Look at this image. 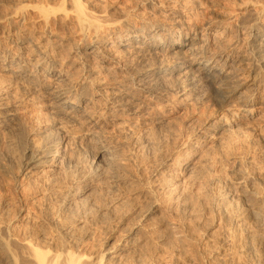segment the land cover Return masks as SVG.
Instances as JSON below:
<instances>
[{
  "label": "bare ground",
  "instance_id": "1",
  "mask_svg": "<svg viewBox=\"0 0 264 264\" xmlns=\"http://www.w3.org/2000/svg\"><path fill=\"white\" fill-rule=\"evenodd\" d=\"M195 1L193 3L191 0H172L168 1L170 2L169 4H175H168L165 6H163L162 2L157 3L163 9L157 14L159 15L162 13L161 11H164L166 12L165 15H167V19L163 16V21H156V19H154V16H157L156 14L151 17L154 19V21L152 19L148 20V18L144 19V17L142 19L140 18L139 20L134 18L135 21H130L127 20L129 18L126 17L120 20L117 19L118 21L116 20L110 22L109 20V22H105L106 18L101 20L100 16L98 17L94 14L91 15L88 11L85 12V8L82 7L83 5L81 6L78 3V0H73L76 5L78 4V6H76V9L78 7L76 11V18L83 37L81 40L85 42L82 47L75 45L76 47L74 46L75 49L73 53L77 55V60H79L82 64L81 67L83 71L89 73L91 72L90 65H86L84 63V55L88 54L87 56L90 55L91 58L94 57L99 62L105 64L104 68L108 66L109 70L113 69L114 71L110 70L112 73L114 72L113 74L122 73V78L120 80H116V78H114L115 81L112 83H108L111 79H108V82L104 80L100 81V79L97 80L98 82H94L95 79L90 78L92 80L91 81L89 78H87V80L84 79V82L81 81L82 83H80V86L78 87L77 85H72V83L70 85L69 82L67 85L66 83L63 84L64 80L67 78L64 74L65 72H62L63 70L61 71V69H59L60 71H58V73L57 70L55 72V69H53L52 65L48 64V59L46 60L44 57L42 60L38 61L40 69L44 68V66L49 68L55 77L54 80L57 81L56 85L47 84L44 87L45 90H43L50 100V108L57 116L53 117V120L54 118L55 120L57 118L59 120L62 119L63 121L60 120L62 122L65 120V122H67V125H65L66 127L71 125L73 121H79L78 117H80V119H82V121L85 123L82 128L83 130L79 129V131L81 130L84 133V136L82 135L81 138L73 133L78 128L74 131H72L73 129L69 130L66 128L69 130V133L72 131L71 133L75 135L73 138L66 134L64 132L65 130L58 128V130H55L56 133L55 131L54 133L51 131V135H55H50L51 137L48 136L49 138L47 137L44 139L43 137H39L41 139L43 138V142L41 139H39L41 142L40 144L39 141L36 140V143L38 142L39 145H37L35 141L34 143L32 142L33 144L27 146L25 153L23 154V165L25 168H29L33 174L39 172L42 173L46 166H57L60 163L63 167H59L63 169L64 173V176H61L64 177L65 181L63 183V179L59 181L61 182L60 189L56 188L55 186L59 184V182L55 181L56 183H54L51 181L52 184H55L54 187L58 189L59 192L57 195L55 194L56 198L54 197V203L46 198L47 201H50L53 204V206L50 205L52 206L50 208H52L53 211H47L49 218H46L48 219L46 221L48 223L50 220L53 226L54 231L50 232H54V236L57 237V241L54 240V244L55 242H58V247L55 245L53 246L56 247L57 250L51 251L50 249V251H48L47 249L46 251L43 247V249L34 247L39 246L37 244L33 246L30 245L32 244L30 241H28L29 243L25 242L23 243V246H27L26 249L28 250V255L30 256V261L27 264H119L121 258L128 256L130 258L129 261L132 260L134 262L131 264H139L141 263L143 255L144 258H146V253L149 255L150 249H146V251L149 252L145 251V242H148L147 240L150 237V234L152 235L153 231L156 230L155 226L157 224L162 225L166 223V219L181 218L182 215L183 219H185L184 221H186L187 219L192 218L191 214H193V216L196 214L193 212H195L198 207H201L204 212H209L211 215L214 213L219 217L217 218L220 219L221 225L218 222L216 223L217 225L219 224L222 226V229H220L221 231L223 230L222 241L220 240V237L218 238L221 233L218 236H213L211 235V231L209 234L215 238L217 237L216 239L222 242L221 243L218 241L219 244L221 243V247L223 249H228L226 251L229 252H231L229 249L232 245L231 237L233 235V237H235V234L239 232V237L242 241V238L247 239L252 229L257 227V225L256 227H252L250 224L249 229V225L247 226L248 222H256L258 226H260V229L264 226V169H262L264 166V162H262L264 158L261 160L263 164H260L263 166L260 168L261 165L258 163L260 161L257 162V160H260L259 154L257 157L259 159H257L254 157L255 152L254 154L250 153V149L248 150L249 152L245 151L244 153H240L243 151H239L237 149L238 146L235 148V150L237 149L239 152H234L233 148L237 145V143L235 144L234 140H237V142L239 140L240 143V139L244 134H246L244 128L243 130L245 132L238 127L240 126L239 123L235 122L234 120V123H231L229 120L230 118L228 119V117L224 116L222 118L219 117V121H216L217 124H214L215 126H213V130L209 131V136H212V139H214L213 143L215 144L214 146H216V148L217 146H220V144L221 146L226 144L224 146L225 148L228 145L227 141L225 140L227 137L228 141L230 140V142H232H229V145H231L232 149H229L230 146L226 147V150H230L227 151L228 153H226V150L223 148L219 150H222L221 152L226 153V155L220 153L217 150L219 148H217L216 151L219 152V156H221V154L223 155L221 157H215V154H217L216 151L213 155H211V152L210 154H207L209 153V150L207 153L206 151L203 152L204 154L201 151L200 153L203 154V157L201 158L202 155H198L200 158L195 159L197 161L199 160L198 162L192 160V157H189L187 160L180 162L178 167L176 162L177 160H182L184 155L182 157L181 152H177L180 153L179 156L176 153L178 157L173 155V152L170 154L169 152L172 151V148H169L170 151H167L166 154V150H169V145L165 150V148L160 146L161 144L165 146V143H162L161 141L160 145H158V140H152L151 138L156 132H151L152 135H148L149 133H147L148 138L151 136L149 141L152 140V143L154 141L155 145L158 142V146L156 145L158 150L153 149V152L156 151L157 153H152L151 151L150 153H152L153 156H150V158L144 156V153L148 148L146 151H144V153L142 151L144 155H139L141 153L140 148L145 149V146L150 144V142L146 140L148 138L143 137L144 139L140 140V143L137 141L139 143L138 147H140V153L137 152L138 149L135 151L130 143L129 145L130 147L132 146L133 149L128 148L129 145L126 147V143L124 147H126L128 150H123L124 153H121L122 147H119V150L117 148L116 150L113 147L112 149L109 143L112 142L111 144L113 145V141L108 143L103 139L104 134H107L109 130L108 128L106 131L103 129L105 133H103V135L101 134V132H103L99 127L101 123L97 117L98 114L94 111V108H96L94 106L96 105L93 106V103L98 100L96 99L97 97H102V99L105 101L107 108L110 111H108L109 115L117 117L122 113L135 116L136 114L138 115L139 111H143V109L139 110L140 105L142 104H140V101L143 99L145 101L147 100L146 102L151 103H164L167 101L168 95L171 94L178 95L179 97L182 96V99L184 100H187L189 97L192 99H198L209 96L211 97L210 99L213 98L215 100L214 102H216V105H219L220 107L229 106L231 103L239 104L240 109L237 110L238 112L233 110V116L235 117L232 118H243L244 121L252 122L257 111L255 108V105L257 104L256 101L259 99L257 94L259 93L261 87L264 86V0H240L238 2L237 0L236 2L234 0V6H231L232 3L230 5L232 10L228 12H218V10H215V12L212 13L209 11L211 10V7H207L210 13H206H212L209 16L207 15V17L204 12H201L202 9H200V11L196 9L198 1ZM232 1L233 0H231V2ZM149 2L150 4H155L152 0H149ZM229 4H227V7ZM159 9L157 11H159ZM160 16L161 15H159V17ZM121 17L124 16L122 15L119 18ZM160 18L162 19V17ZM160 18H157V20ZM103 28H105L104 30L106 31L102 32ZM104 33L107 34L108 38ZM5 55L4 52L0 51V62L2 66H4L3 68L10 71L12 70L18 78H25L28 82L30 81L33 83L37 80L35 71H29V67L22 63V58L19 59V57H15L10 60L9 54ZM52 63L54 64V62ZM113 74H111V76ZM42 75L43 74H41V77ZM89 75L87 76L89 77ZM89 83L90 85H88ZM87 85L90 86L89 89L92 92L89 100H87L89 98V95H87L89 94L87 93L89 92ZM93 95L95 100L93 98V100L91 99ZM182 99H180V101ZM145 105L148 104L146 103ZM17 115L18 113L16 114V110L9 107V105L7 106L3 100L0 101V130H3L9 135H13L18 130H20L21 128L19 129L18 127L21 125L19 124L20 126H18L17 124ZM101 115L102 113L100 116ZM50 121L48 120V122ZM82 121L80 120V122ZM62 122L60 123V126ZM113 125L114 124H112V128L114 127ZM65 126L63 125V127ZM78 126H80V124ZM211 127L212 126L210 125V128ZM160 128L164 129L165 127L163 128L160 126ZM97 129L100 130V133H98ZM118 129H120V126ZM245 129H247L246 126ZM116 131V129L115 131L112 130L111 133ZM160 132H157L156 135L161 134ZM19 133L21 132L19 131ZM62 133H65L66 135L65 136L63 134L65 137L64 140L63 137H61ZM120 133H122V131L119 132V135ZM100 134L102 136H100ZM163 134L159 137L164 138L166 134L164 136ZM23 135L24 132L20 136ZM128 135L129 134H127V136ZM222 135H225V137ZM20 136L18 137V140L23 138H20ZM108 136L106 135L105 137ZM170 136L172 137L171 134L167 137L169 138ZM221 136L223 137V140ZM124 137H126V135H123V138ZM155 137L156 136H154L153 139H156ZM114 139L112 138L111 140ZM129 139H131V137ZM165 140L167 141V139ZM165 140H163V142ZM170 140L172 141V139H169V141ZM11 141L8 142L11 143ZM122 141L120 140V142ZM130 141L128 140V142ZM117 142L118 144L120 143L119 138ZM123 142L120 143V145L124 144ZM245 142L247 141H245L244 138L243 143L245 144ZM216 143L218 145H216ZM68 144L70 145L68 146ZM197 144L199 145V143ZM155 145L152 147L154 148ZM241 145H243L242 142ZM147 147H149V145ZM150 148L148 151L152 150V148ZM246 149L248 148L246 147ZM188 150L190 151V149ZM224 150L225 152H223ZM263 152L264 151L262 150V154ZM92 154L94 155V159ZM142 156L146 157V159L144 157L142 159ZM255 158L257 159L256 162L260 165L259 166L257 164L259 167H257V165L254 163ZM224 159L226 162L228 161V163H233V165H227L228 168L225 171L226 162L224 161L225 165L223 164V167H225L221 168H223L225 173L220 171L221 176H219V172L216 170V167L217 165L222 166ZM6 160L11 159L6 156ZM116 161L118 162L117 164ZM129 162H131L129 165L133 163L134 170H132L133 168H129V165L127 164ZM147 164L149 166L148 170H146ZM252 164L253 166L255 165L254 169L251 167L245 168L244 166H252ZM229 166L230 170H228ZM143 168L145 171H147V173L144 172ZM242 168H251V171L254 172L252 173L249 171V173L247 172L249 169L246 171L242 170ZM55 175L57 176L56 173ZM54 177L55 176H52V178H50L49 175V179H53V181ZM46 179H48V176ZM57 179L55 178V180ZM54 187L52 188L54 189ZM53 189L52 192H54ZM48 190L50 191V189ZM237 191L243 192L241 195L237 194L239 196L237 200L239 199L240 201H237L235 198V192ZM50 199H52V197ZM235 201L238 202V204H236ZM42 205L44 206V204ZM128 206L130 207L128 208ZM125 207L128 210H124ZM199 213L197 214L200 215ZM197 214L194 216V221L200 222V219H197L199 218L197 217ZM42 218L43 217H41V219ZM182 220L179 222L180 224L182 223ZM133 221L135 223L129 227L128 224ZM187 221L190 222L191 219ZM259 222H261V224H259ZM166 224L168 225V223ZM4 225L0 226V238H4L10 234L8 228L9 226ZM48 226L50 227L51 225ZM49 229H51V227ZM82 229L84 230L83 238L84 236H86V238H90L94 234H97L98 230H100L102 233H105L106 235L105 238L103 237L105 242H103L100 247L98 245V248L93 246L95 248V250H93L94 248L91 246V250L93 252L90 250L91 254L89 253L90 255L88 254V256H83L84 254L81 253L77 254L78 248L83 244L80 238L81 236L78 237L77 232H80L81 234L83 231L81 232L80 230ZM121 230L125 232V235L121 236L120 234L121 237L118 238L119 234L117 236L116 233H119ZM161 230L159 229V232ZM44 231L41 230L40 235V238L42 237V242L48 238V234L49 236L51 235V233H48L49 230L46 231V233H48L47 235L43 233ZM260 231L261 230L257 232L261 233L264 231V229H262L261 232ZM252 232L251 235H253ZM257 232L256 234L258 235ZM99 234L101 235V233ZM139 235L141 236L139 237ZM262 235H264V233ZM262 235L261 238L256 241L257 243L254 244L244 243V245H242L241 243V245H238L236 244L238 241L233 243L234 245L236 244L234 246L235 248H231L232 250L235 249L233 250L234 254H228L233 258L237 257L238 260H240L239 258L241 257L244 260H250L252 264H264V236ZM98 237L101 236L98 235ZM154 237L150 238V241H154V239H156V237ZM159 237L157 241H161L163 238V236H161V238ZM229 237L231 238L230 240ZM257 237L258 236H256L254 239L256 240ZM49 238L48 240L50 241ZM252 238L253 237L249 239ZM100 239H102V237L98 240ZM254 239L253 242L255 241ZM0 240V252L5 253L4 257L6 258L4 262L16 264L17 260L11 252L6 250L7 246L5 245L3 239ZM49 241H47L48 245ZM150 241L149 245L154 243L156 240L152 243ZM216 241L214 242L216 243ZM233 242H235V240ZM47 243L45 245H47ZM52 243H50V245ZM44 244L42 245L41 243L40 245L45 246ZM159 244L161 245V243ZM167 244L169 246V243ZM48 245L45 247L48 248ZM149 245L147 244V246ZM160 245H157V248ZM220 245L217 246V249L213 248V250H218ZM167 250H165V252ZM202 250L204 251V247ZM143 251L146 253L143 254ZM210 251L212 250L210 249ZM210 251H208V253ZM151 252V256L152 254L154 255V253ZM161 253L163 255L164 252L161 251ZM161 253L159 252L160 255ZM200 253L203 254V252ZM202 254L199 256L201 257ZM225 254L227 253L225 252ZM229 255L227 257H229ZM154 256L159 257L156 254ZM208 256L203 257V259H201L202 262L200 263L208 264V260L206 262ZM161 258L162 257H160V259ZM215 258H219V255ZM251 258H253V260ZM128 259L126 258L125 260L128 261ZM231 260L232 262H230L233 263L234 259ZM238 260L236 262H238ZM210 262L211 261H209V263ZM215 262L218 261L216 260ZM242 262L244 264V262L247 263L249 261ZM122 264L126 263H123L122 261ZM142 264H144V262H142Z\"/></svg>",
  "mask_w": 264,
  "mask_h": 264
},
{
  "label": "rangeland",
  "instance_id": "2",
  "mask_svg": "<svg viewBox=\"0 0 264 264\" xmlns=\"http://www.w3.org/2000/svg\"><path fill=\"white\" fill-rule=\"evenodd\" d=\"M152 1L155 4H150L149 0H146V1L145 0H78V3L81 6L83 5L82 7L85 8L84 9L85 12L88 11L91 15L94 14L95 16H98V17L100 16L101 20H104L103 18H106L105 22L106 21L109 22V20H110V22L111 21L113 22V21H116L117 19L120 20V19L126 18V17L129 18L127 20H130V21L131 20L135 21L134 18H137L136 20H139L140 18L142 19L143 17H144V19L148 18V20H151L152 19L151 17H153L157 13H160V10H163L162 7H160L159 4H157V3L162 2L163 6H165V5H168L170 3L168 1H172V0H155V1L152 0ZM173 1H178V0H173ZM191 1L194 3L195 0H191ZM196 1H198L197 2L198 4H197V8L196 7L195 8L198 9V11H200V9L204 10V11L201 10V12H204L206 17H207V15L209 16L213 12H215V10L216 11L218 10V12L219 11L220 12L221 11L222 12H224V11L228 12V11L232 10L231 6H234V3L236 2V0H235V2H234V0L232 2L230 0V4H229V0H227V1L226 0H224V1L223 0H196ZM238 1H240V0H237V2ZM201 3L203 4V6ZM231 3H232V5H231ZM171 4H175V3H171ZM171 4H169V5H171ZM227 4H229V6L230 5L231 6L227 7ZM76 6H78V4L76 5V3L73 2V0H0V51L4 52V55L9 54L10 60L15 58V57H19V59L22 58L21 59L22 63L26 64V66L29 67L28 68L29 71H35L36 79L39 80V81L36 80L33 83H31L29 81L30 82L29 83L27 81V79H25V78H22V79L18 78L12 70L10 71V70L3 68L4 66H2V64L0 62V101L3 100V102L6 103L7 106L9 105V107L16 110V114L18 113L17 124H18V126L21 125L20 127H18L19 129L20 128L21 129L18 130L13 135H9L6 132H4L3 130H0V226H3L4 224L6 226H9L8 228H9V233H10L9 236H5L4 238H0V239H3V241L5 242V245L7 246L6 250L11 252L13 254V256L15 257V259L17 260L16 264H27L30 261L29 260L30 256L28 255V250L26 249L27 246L26 247H25V245L23 246V243H25V242L29 243L28 241H30V243H32L30 245H33V246L37 244L40 247L39 246H34V247L41 248V249L45 248L46 251H47V249H48V251H50V249H51V251L57 250L56 247H58V245H57L58 242H55V244H54V240L57 241V237L54 236V232H52L53 234L50 232V231H54L53 226H52L50 220L47 223L46 220H48V219H46V218H49L48 212H50V210H52V208H50V207L53 206V204L51 202L55 201L54 197L56 198V195L59 192L58 189H60V183H61L59 181H61L63 179L62 183L65 182L64 177H63L64 176L63 169H61V167H63V166L60 163L57 166H46L42 173L39 172V173L33 174V173H31L29 168H25L23 165V156H24L23 154L25 153L27 146L32 145L34 143V141L36 143V140L39 141V139H41L39 137H43L44 139H46L48 136L51 135V131H53L52 133H54V131L58 130V128L65 130L64 132L66 134L70 135L72 138L75 135L80 137V138L82 137V135L84 136V133L81 130H83L82 128H83V125L85 122L82 121V119H80V117H78L79 121H73L71 123V125H68L67 127L65 126V125H67V122H65V120H64L65 123L62 122L63 121L62 119H60V120H62V121H60L58 118L56 120L54 118V120L56 122L53 120V117H57V116L55 115L54 111L50 108L51 107L50 106V100H49L48 96L46 95L45 91H43V90H45L44 87L47 84L56 85L57 81L54 80L55 77L53 76V74L51 73L52 71L49 68H46V66H44V68L40 69L38 61L42 60L43 57L46 60L48 59V62H49L48 64L52 65L53 69H55V72L57 70V73H58V71H60L59 69H61V71L63 70L62 71L63 73L65 72L64 74L66 75L67 78L64 80L63 84L64 83L67 84L69 82L70 85L72 83V85L73 84L75 86L77 85V87L80 86L79 85L80 83L87 80V78L95 79L94 82H98L97 80H99V79H100V81L104 80V81L108 82V79H111V80H109L108 83L114 82L115 81L114 78H116V80H120L122 78V76H121L122 73L113 74L114 72L112 73V71H110L113 69L109 70L108 66L106 68H104L105 64H103L102 62H99L94 57L91 58L90 55L87 56L88 54H85L86 56L84 55V63L86 65H90L91 72L89 73V72L83 71V69L81 67L82 64L80 63L79 60H77V55L75 53H73L76 46L82 47V45H84V43H85L83 40H81L83 37H82V33L80 31V27H79V24H78L77 18H76V15H77L76 11L78 9V7L76 9ZM198 6L203 7V8H200ZM207 7L208 8L211 7V10H209L210 12H212L211 14H209L210 12L208 11ZM154 8H156V9H154ZM158 9H159V11H157ZM161 12L162 13L159 15H161L160 17H162V19L157 14L158 17L154 16V19H156V21H160V20L163 21V19L166 18V16H167V15H165L166 12H164V11H161ZM206 12H209V13H206ZM163 13H164V15H163ZM122 15L124 17L119 18ZM163 16H164V18H163ZM155 17L160 18V19L157 20V18H155ZM154 19H152V20L154 21ZM104 29L105 28H103L102 32L106 31ZM104 34L108 38L107 34L106 33H104ZM111 36H113V35H111ZM52 62H54V64ZM110 68H112V67H110ZM45 69H47V70L49 69V70L47 71ZM107 71H108V73H107ZM41 74H43L42 77H41ZM111 74H113V75L111 76ZM85 75H86V77H85ZM87 75H89V77ZM47 76H48V78H47ZM110 77H112V78H110ZM67 79H68V81H67ZM65 81H67V82H65ZM89 81H87V82H89ZM36 82L38 84L40 83L39 86ZM88 85H90V83ZM88 85H87V88H88L89 92H87V93H89V94H87V95H89V98L87 100L90 99V95L92 93L91 90L89 89L90 86H88ZM94 95H93V97H91V99L93 98L95 100ZM208 97L209 96H206V98L201 97L202 99L201 98H198V99L193 98L192 99L191 97H189L187 100H184V99H182V96L179 97L178 95H172L171 94V95H168L167 101H165L164 103H159V102L158 103L157 102L151 103V102H146L147 100L145 101L143 99L144 101L143 100L140 101V104L141 103L142 104L140 105V108H139V110L143 109V111L142 110L139 111L140 114L138 113V115L136 114V116L135 115H128L125 113L119 114V116H117V117L109 115V113H108L109 110L107 108V104L102 99V97L96 98V99H98L97 100L98 102L97 101L94 102L96 104L93 103V106L96 105V106H94L96 108H94V107L93 108H94L95 113L98 114V115L97 114L96 115H97V117L101 123L99 125L100 130L103 131V129H104V131H106L107 128L109 129V130L107 129L108 130L107 134L104 131L101 132L102 135H103V133H105L103 136V139L105 141H107L108 143L110 141H113V145L111 144L112 142L109 143L111 148L113 147L114 149L117 148L119 150L122 147L121 148L122 152L120 151L121 153H124V151L128 150L126 147H128V145L130 143V145L133 146L135 151L138 149L137 152H139L141 149V153L140 152H139L140 154L138 153L140 156L145 154L144 156H147L150 158V156L151 157L153 156L152 153H157L156 151L153 152V149L158 150L157 146L160 145V142L162 141V143H165V146L167 144L166 147L163 144L160 145L163 148H165V150L167 149L168 145H169L168 149L172 148V151L169 152L170 154L173 152L172 154L175 155L176 157H178L180 155V153H177V152H181V154H182L181 156L183 157V155H184L182 160H177L176 163L178 164L177 165V167H178L180 162H182L183 160H187L189 157H192V160L197 161L195 159L200 158L198 155H202L201 156V158H202L203 154H204L203 152H205V151L207 153V151L209 150L208 151L209 153H207V154H210V152H211L212 153L211 155H213L217 148H219V149H217L218 151L222 148L226 150V147H229V146H230L229 149H232L231 145H229L232 142H230V140L228 141L227 136H226L227 138H225V140L227 141L228 145L225 148H224V146L226 144L223 141L222 142L225 145L221 146V144H220V146H217V148H216V146H214L215 144L213 143L214 139H212V136H209V131L213 130V128H214L213 126H215L214 124H217L216 121H219V117L222 118L224 116V117H228V119L230 118L229 120L231 121V123H234V121L239 123L240 126H238V127L241 128L242 130L244 128V130L246 131V134L243 135L245 137L242 136V138L240 139L241 140L240 143H239V140H238V142H237V140H234L235 144L237 143V145L233 148L234 152L237 153L239 151H243L240 153H244L245 151H248L250 149V153L254 154V152H255V155H257V156L254 155V157L257 158L259 155L261 156V157L259 156L260 160H257L259 158H257V159L255 158V162L253 159V162L256 165L258 163L260 164V163L264 162V160L261 162V160L264 158L263 157L264 152L262 154V150L264 151V143H263L264 142V86L261 87L259 93L257 94V97L259 98L256 101L257 104L255 105V108L257 109V111L255 113V116L253 117L252 122L249 121L250 123L248 121H244L243 118H237V117L232 118V117H235V116H233L234 111L236 112L237 110L240 109L239 104L231 103L229 106L220 107L219 105H216V102H214L215 100L213 98H212L213 99L212 100V99H210L211 97H209V98ZM180 99H182V100L180 101ZM144 103L145 104L147 103L148 105H145ZM101 113L103 115V118H102V115L100 116ZM18 116H19V118H18ZM240 119H242V120H240ZM48 120L49 121L51 120L50 121L51 124H50V122H48ZM80 120L82 122H80ZM61 122L65 127H63L62 124H61L62 127L60 126ZM78 123L80 124V126H78L79 125ZM112 124H114L113 125L114 129L112 128ZM242 124H244V125H242ZM76 125H77V127H76ZM117 125L120 126L121 130L118 129L119 126H117ZM210 125L212 126L211 128H210ZM160 126L163 128L165 127V128L162 129V128H160ZM245 126L247 129H245ZM66 128L69 130L73 129L72 131H74L78 128L76 130L78 132L74 131L73 132L75 134L74 135L73 133H71L72 131L69 133L68 132L69 130H67ZM79 129H81V130L79 131ZM115 129L117 131L113 132V133H116V134L111 133L112 130L115 131ZM97 130H98V133H100V130L99 129H97ZM143 130H145V131H143ZM19 131L21 133H19ZM22 131L24 132V135L20 136L21 134H23ZM118 131L119 132L122 131V133H120V135H119ZM160 131H162V132H160ZM117 132H118V134H117ZM151 132H156L153 134L154 136H156L155 137L156 139H153L154 136L153 137L149 136V138H148V135H152ZM157 132L158 133L160 132L161 134L156 135ZM44 133H45L46 137L44 136ZM55 133H56V131H55ZM65 133L61 134V137H63V140L65 139V137L63 136V134L65 135ZM147 133H149V134L147 135ZM163 133H165L166 135ZM101 134H100V136H102ZM127 134H129V135L127 136ZM162 134H163V136L165 135L166 138L165 137L164 138L159 137L160 135L162 136ZM170 134L172 135V137L170 136L171 138L170 137L168 138L167 136H169ZM53 135H55V134H52L51 136H53ZM59 135H60V133H59ZM106 135L107 136L109 135V136L105 137ZM123 135H126V137L123 138ZM11 136H13V137H11ZM19 136H20V138L23 137L22 139H20L21 143H20V140H18ZM114 136H116V137H114ZM129 136L131 137V139H129L130 138ZM132 136H134V137H132ZM135 136H137V137H135ZM139 136H141V137H139ZM202 136L205 138H203ZM222 136L225 137V135H222ZM9 137L11 138L12 141L10 140ZM143 137L148 138L146 140H148V142H150V144H148L149 147H147L148 146L147 145V146H145L146 148L144 147L145 149L138 147L140 140L144 139ZM150 137L152 138V140H158L159 143L157 141H155L158 143V145L156 143L157 146L155 145L154 141H153L154 144L152 143V140L149 141V139H151ZM209 137H211V138H209ZM223 137H222V140H223ZM43 138L41 139L42 142H43ZM110 138L111 139L115 138V139L111 140ZM118 138H119V142H120V140L124 141L125 139H127V138L128 139L125 140L124 142L122 141L124 144H121V145H123V146H121L120 143H122V142H120L118 144V142H117ZM121 138H123V139H121ZM160 138L163 140L167 139V141L165 140L163 142V140H161ZM244 138H245V141H247V142H245V144L243 143ZM31 139H32V141H31ZM159 139H160V141H159ZM169 139H172V141L170 140L171 141L170 142ZM128 140L129 141L131 140V141L128 142ZM8 141H11V143ZM241 142L243 145H241ZM40 143L41 142L39 141V144ZM197 143H199V145ZM36 144L39 145L38 142ZM36 144H34V145H36ZM115 144L120 145V146H116ZM135 144H136V146H135ZM195 144H197V145H195ZM69 145L70 144H68V146ZM124 145L126 147H124ZM130 145L128 148L131 149L132 146L130 147ZM154 145L156 148L152 147ZM216 145H218V144L216 143ZM24 147H25V149H24ZM150 147L152 148V150L148 151V149ZM236 147L239 151H237V149L235 150ZM246 147L248 149H246ZM146 149H147V151H146ZM170 149L166 150V154H167V151H170ZM188 149H190V151ZM229 149L226 150V153H228L227 151H230ZM192 150H193V152H192ZM225 150L223 152H225ZM142 151H143V153H144V151H146L148 154L146 152L143 154ZM151 151H152V153H150ZM201 151L203 154L200 153ZM218 151H216L217 154H215V157L219 156L218 155L219 152L222 153L221 152L222 150L219 152ZM258 152H260V153H258ZM176 153L178 154V156L176 155ZM226 153H222V154L226 155ZM222 154H221V156H223ZM94 155L92 156L93 159H94ZM6 156H8V158L11 160H6ZM144 156H142V159ZM221 156H219V157H221ZM92 157H91V159H92ZM144 158L146 159V157H144ZM256 160H257V162L258 161H260V162L257 163ZM178 161H179V163H178ZM224 161L226 162V160L225 159L223 160L222 166L217 165V167H216V170L219 172V173L217 172L219 174V176H221L220 171L222 172L223 168L225 167V166L223 167V164L225 165ZM230 162H232V161H230ZM117 163L118 162L116 161V164ZM130 163L131 162H129L127 164L129 165ZM227 163H228V161L226 162L225 171L228 168L227 165H229V164L233 165V163H228V164ZM131 165H129V168H133L132 170H134L133 163ZM258 165H257V167H259L261 164L259 166ZM59 166H61V167H59ZM146 166H147V169L146 168L145 169L148 170L149 169L148 164ZM244 166H245V168L246 167H251L253 169L255 168L254 167L255 165L253 166V164H252L253 167L249 166V165L248 166L244 165ZM262 166L263 165H261L260 168ZM221 167H223V168H221ZM232 167H231V169H232ZM263 167H262V169H264ZM49 168H51V169H49ZM251 168H247V169L242 168V170L247 171L249 169L247 172L250 171L253 173L254 171H251ZM220 169H222V170H220ZM54 170L57 172H55ZM143 170H144V168H143ZM228 170H230V166H229ZM177 171H179V170H177ZM225 171H223V172L225 173ZM58 172H60V173H58ZM144 172L147 173V171H145V170H144ZM53 173H54V175H53ZM55 173L57 174V176H59V175L60 176L63 175V176H61V178H60V176L57 177L55 175ZM51 174H52V176H55L54 181H53V179H49V175H50V178H52ZM47 176H48V179H46ZM246 177L248 178L247 175H246ZM55 178L56 179L58 178L57 179L58 181L55 180ZM49 180H50V182H49ZM51 181L54 183L59 182V184H57V185H55L54 183L52 184ZM50 183H51V185H50ZM54 185L58 189H56L54 187ZM51 186L54 187L55 190ZM48 189H50V191ZM52 189L54 192H52ZM241 193H243V192L242 191L235 192L236 200L239 197L238 195H241ZM49 195H51V196H49ZM44 196H46V197H44ZM51 197L53 200L50 199ZM46 198L48 200H50L51 202L47 201ZM237 201H240V200L238 199ZM42 204H44V206ZM236 204H238V202H236ZM50 205H52V206H50ZM129 207L130 206H128V208ZM125 209H126V207L124 208V210ZM197 209L193 213L197 214V213L201 212V213H199L201 216L197 214L198 215L197 217H199V218L196 217L197 219H200V222L199 221L195 222L194 216H196V214H194V216H193V214H191L194 222L192 221V218H190L192 222L191 221L188 222L187 220H190V219H187L186 220L187 223H186V221H184L185 219H183V215L181 214L182 215L181 218L180 217L176 218V219L175 218H173V219L168 218L170 220L166 219L168 221V222L165 221L166 223H168V225L166 223H164L165 227L168 226L166 228L164 227V224H162V225L157 224L155 226L156 230H154L152 233L153 236L150 234V237L147 240L148 242H145L146 243L145 251H146V249H150L149 251L151 252L152 250L156 249L151 253H154V255L156 254L158 256L160 255L159 252L161 253V251H162L164 253H163V255L161 253V255L159 257L154 256L152 254V256H153L152 257L150 252L146 251V252H149V255H150V257H149L148 253L143 251L144 252L143 254L146 253L148 255V257H147V255H145L146 258H144V255H143L142 256L143 261L141 260V263H139V264H142V262H144V264H146V263L147 264H149V263L150 264H198V263L201 264L200 263V262H202L201 259H203V257L208 256V255L209 256L206 259V262L208 260V262H207L208 264H212L213 261H214L213 264H217V263L218 264L219 263L220 264H241V263L243 264L242 261H246V262L249 261L247 263L244 262V264H250L251 263L250 260H244L241 257L243 260L241 258H239L241 260V263H240V260H238L237 257L233 258L232 256H230V255L234 254L233 250H235V249L232 250L231 248H235L234 246L236 244L241 245V243H242V245H244V243L245 244L246 243H251V244L257 243L256 241L259 240L261 238V235L264 233V231H262V229H264L263 228L264 226L261 227V229H260V226H258V224L256 222H254V221L248 222L249 224L247 223V226L249 225L248 226L249 229H250V224L252 225V227L253 226L256 227V225H257L256 228L252 229L253 232L250 230L253 233V235H251V232H250V234L248 235V238L247 239L242 238V241H241V238L239 237V232L237 234H235V237H233L234 236L233 235L231 237L232 239L229 237V240L230 239L232 240L231 244L233 245V246L231 245V247L229 249L231 252H229V251H226L228 249H223L220 245L222 243L221 241L223 239V230L222 231L220 230V229H222V226H220L221 221H220V219H218L219 217L217 215H215L214 213H212V215L206 211H205L206 212L205 213L201 207H198ZM126 210H128V209H126ZM43 213H44V215L46 214L45 216H47V217H45L43 215ZM208 214L211 215L213 218L211 216H209ZM207 215H208V217H207ZM40 216L43 218L41 219ZM203 218H205V219H203ZM180 219L181 220L183 219L181 224L179 223L181 221ZM172 220H174L175 223ZM169 221H170V223H169ZM171 221L174 224H172ZM216 222L220 223V225L219 224L217 225ZM134 223L135 222L133 221L130 224H128V226L130 227V225L132 226V224H134ZM259 224H261V222H259ZM48 225H51L50 227L52 230L49 229L50 227ZM45 227L47 230L45 229ZM124 227H126V226H124ZM157 228H159L160 230L162 228V230L159 232V229H157ZM44 229H45V231H44ZM83 229L80 230L81 232L83 231L81 234H80V232H77L78 237L81 236L80 238H81V241L83 242V244H82L83 246L81 245L78 248L77 254L81 253V254H84L83 256H86V255L88 256L89 253L91 254V252H93L91 250V246H92V248H94V247L98 248V246L100 247V245H102V243L105 242L104 238L106 237V235H105V233H102V232H100V230H98L97 234L102 237V239H100L101 241L98 240L101 237H98L97 234H94L93 236H91L92 238L91 237L86 238V236H84V238H83V235H84ZM166 229H167V231H166ZM255 229H256V231H255ZM41 230L44 231L43 233L46 235L48 233H51V235L49 236V234H48L47 237L48 238L50 237L49 238L50 241L51 240H53V241L50 242L48 240V238L46 237L47 239L44 240V242H42V237L40 238ZM48 230H49V232L46 233V231H48ZM259 230H261L262 232L260 231L261 233H258L257 231H259ZM155 231H156V235H158V236L155 235ZM211 231L213 233V234L211 233V235H213V236H218L221 233L220 234L221 236L220 235L218 236V238L220 237L221 241L216 239L217 237L215 238V237L211 236L209 234ZM121 232H123V231L121 230L119 233H116L117 236L119 234L118 238H120L122 235H125V232H123L124 234ZM256 232L258 233V235L256 234ZM99 233H101V235ZM120 234H121V236H120ZM206 234H209L210 236L206 235ZM140 236L141 235H139V237ZM154 236L156 237V239H154L155 238ZM161 236H163L162 240L157 241L158 237L161 238ZM256 236H258V237L255 240L254 238H256ZM262 236H264V235H262ZM152 237H154L153 238L154 241L156 240L155 242L150 241V238H152ZM209 237H211V238H209ZM251 237H253V238L249 239ZM39 238L41 239V241ZM93 238H94V240H93ZM213 238H215V239H213ZM233 238H235V239H233ZM103 239H104V241H103ZM248 239H249V241L250 240H252V241L249 242ZM253 239L255 240L254 242H253ZM88 240H89V242H88ZM234 240H235V242H233ZM47 241H49V245H48ZM96 241H97V243H96ZM149 241L151 243L152 242H154V243L149 245L150 244ZM214 241H216V243ZM218 241L221 243L219 244ZM45 242L47 243L48 248L45 247V246H47V245H45L46 244ZM87 242H88V244H87ZM98 242L101 244H99ZM156 242H158V243H156ZM209 242H210V244H209ZM41 243H42V245L45 243L44 244L45 246H41L40 245ZM50 243H52V244L50 245ZM91 243L92 244L96 243V244L92 245ZM159 243H161V245ZM164 243H165V245H164ZM167 243H169V246ZM233 243H236V244L234 245ZM147 244L149 246H147ZM166 244H167V246H166ZM218 244L220 245L222 250L220 247H218V250H215V249H217V246H219ZM54 245L56 247H53ZM157 245H160L159 246L160 248L159 247L157 248ZM163 245L166 246L167 249L170 251H168L166 249V247H164ZM170 245H171V247H170ZM0 246H1V244H0ZM153 246H155V247H153ZM161 246H162V249H161ZM50 247H52V248H50ZM150 247H152L154 249H152ZM203 247H204V251L202 250ZM95 248L93 250H95ZM213 248H215L214 249L215 251L213 250ZM157 249H159V250H157ZM164 249L167 251L165 252ZM205 249H206V252H205ZM210 249L212 251H210ZM90 250H91V252H90ZM199 251L203 252V254L200 253ZM208 251H210V252L208 253ZM156 252H158V253H156ZM225 252L227 254L228 253L230 254V255L228 254L229 257H227L228 255L225 254ZM210 253H212V254H210ZM4 254L5 253L0 252V264H10V263L4 262L6 259L4 257ZM200 254H202L201 257L199 256ZM217 254L219 255L220 260H219V258H217V259L215 258L218 256ZM212 255L218 262H215L216 260L212 257ZM214 255H216V256H214ZM224 256H225L226 260H225ZM160 257H162V258L160 259ZM211 257H212V259H211ZM126 258L128 259L129 256L125 257V258H121V261L119 264H122V261H123V263L125 262L126 264L127 263L128 264L134 263L132 260H131L132 262L129 261L130 258L128 259V261H129L128 262L127 260H125ZM230 258L234 259L233 263H231L232 260ZM253 258H251V259L253 260ZM228 259H229V261H228ZM236 259L238 260L239 263L236 262L237 261ZM145 261H146V263H145ZM209 261H211V262L209 263Z\"/></svg>",
  "mask_w": 264,
  "mask_h": 264
}]
</instances>
